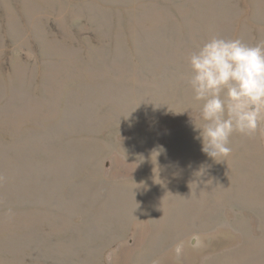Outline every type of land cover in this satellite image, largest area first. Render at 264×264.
Returning a JSON list of instances; mask_svg holds the SVG:
<instances>
[{
    "label": "rangeland",
    "instance_id": "rangeland-1",
    "mask_svg": "<svg viewBox=\"0 0 264 264\" xmlns=\"http://www.w3.org/2000/svg\"><path fill=\"white\" fill-rule=\"evenodd\" d=\"M212 36L264 0H0V264H264V120L196 139Z\"/></svg>",
    "mask_w": 264,
    "mask_h": 264
},
{
    "label": "clouds",
    "instance_id": "clouds-1",
    "mask_svg": "<svg viewBox=\"0 0 264 264\" xmlns=\"http://www.w3.org/2000/svg\"><path fill=\"white\" fill-rule=\"evenodd\" d=\"M186 61L194 99L203 102L196 139L207 156L226 157L234 132L251 135L264 120V41L253 45L212 36Z\"/></svg>",
    "mask_w": 264,
    "mask_h": 264
}]
</instances>
